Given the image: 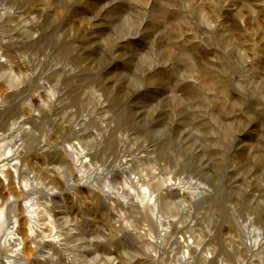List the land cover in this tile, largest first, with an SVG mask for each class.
Instances as JSON below:
<instances>
[{"label":"rangeland","instance_id":"rangeland-1","mask_svg":"<svg viewBox=\"0 0 264 264\" xmlns=\"http://www.w3.org/2000/svg\"><path fill=\"white\" fill-rule=\"evenodd\" d=\"M0 146V264H264V0H0Z\"/></svg>","mask_w":264,"mask_h":264},{"label":"bare ground","instance_id":"bare-ground-1","mask_svg":"<svg viewBox=\"0 0 264 264\" xmlns=\"http://www.w3.org/2000/svg\"><path fill=\"white\" fill-rule=\"evenodd\" d=\"M1 147V146H0ZM4 148V150H3V152H1L2 154H0L1 155V160H0V163H2L1 165H0V175L3 177V179L5 180V181H7V176H6V169H8V167H15V169L18 171V165H17V162L15 161L16 160V158H15V156H16V154H17V152H18V148H16V149H12V148H10V147H3ZM15 161V162H14ZM0 182L2 183V181H1V179H0ZM27 186L28 185H24V189L25 188H27ZM172 191V190H171ZM194 196V195H193ZM153 200L154 202H153V210H155V208L157 207L156 205H155V203H156V198L153 196V193H152V195H151V193L148 191V189L147 188H143V193H142V198H141V204H144V203H146L147 204V202H148V200ZM30 208H32L33 209V207H32V204H29V203H26L25 205H24V209H25V211H26V213L28 214V215H30V214H32V209H30ZM0 214H1V216H0V233H1V230H2V228L3 227H5L6 225H5V221H4V216H3V211H1L0 212ZM28 219H29V223H31V220L33 219L32 218V216L30 215V216H28ZM15 223V222H14ZM14 228L15 227H11L10 226V228H8L7 230L8 231H10V233L8 232V234L7 235H9L10 236V238H6V236H5V238H3V240H2V245L3 246H5V247H11L12 246V244L14 245V243L13 242H15V238H14V235H15V233L13 232V230H14ZM6 230V231H7ZM12 231V232H11ZM31 233H34V231H32L31 230V232H30V234ZM3 236V235H2ZM32 236V235H31ZM31 236H30V238H31ZM259 242V241H258ZM252 244V243H251ZM15 252H17V251H15ZM17 254V253H16Z\"/></svg>","mask_w":264,"mask_h":264}]
</instances>
